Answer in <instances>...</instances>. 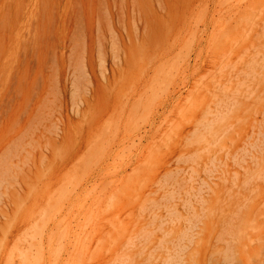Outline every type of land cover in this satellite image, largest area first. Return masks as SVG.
Masks as SVG:
<instances>
[{
	"label": "rangeland",
	"instance_id": "obj_1",
	"mask_svg": "<svg viewBox=\"0 0 264 264\" xmlns=\"http://www.w3.org/2000/svg\"><path fill=\"white\" fill-rule=\"evenodd\" d=\"M169 256L264 264V0H0V264Z\"/></svg>",
	"mask_w": 264,
	"mask_h": 264
},
{
	"label": "bare ground",
	"instance_id": "obj_2",
	"mask_svg": "<svg viewBox=\"0 0 264 264\" xmlns=\"http://www.w3.org/2000/svg\"><path fill=\"white\" fill-rule=\"evenodd\" d=\"M225 107H228V105L226 106H222V108H225ZM222 108L214 115V118H211V119H206V121L203 122L200 124L201 126L204 127V129L209 133L211 134L213 137H216L219 139L220 136L222 135H225L227 133V129H228V123H229V118L231 117L230 114H231V109L232 108H229L227 111H223ZM210 110V109H209ZM209 116V115H208ZM228 120V122H227ZM228 124V125H227ZM260 132V130L258 129L257 126H254L253 127V130L252 132H249V134L252 133L250 139L254 136L256 140L254 141H250L246 144V146L242 147V150L244 152V154H249L250 152L254 151L256 149V147H259V145L261 144L262 140L261 138H257V135H259L258 133ZM263 133V132H262ZM248 134V135H249ZM261 134V132H260ZM262 135V134H261ZM260 135V136H261ZM261 140V141H260ZM231 142V141H230ZM247 147V148H246ZM223 148V147H222ZM197 155V153H196ZM194 162V161H193ZM213 163V162H212ZM214 164V163H213ZM216 166V165H215ZM197 170V169H196ZM205 171V170H204ZM195 173V172H193ZM235 173V172H234ZM236 174V173H235ZM205 183V182H204ZM203 183V184H204ZM238 205L232 210H229L227 212V217L225 219V224H226V227L225 228H230L233 226V224H235L237 221H240L241 220V217H242V214H241V209L240 208H237ZM196 218L195 219H192L190 220V229H193L195 227L198 226V223L201 221L200 220V217L195 214ZM202 222V221H201ZM87 226V224H85V227ZM243 226V225H242ZM240 225V227L237 228V231L236 232H233L232 234H234V236L236 237V241H240L242 238L239 234H244L245 230H243V227ZM231 234V235H232ZM156 235V234H155ZM94 241V240H93ZM122 242V241H121ZM62 245V244H61ZM56 247V246H55ZM56 251V250H55ZM58 251V250H57ZM54 253V252H53ZM65 253V252H64ZM234 255V254H233ZM233 258H235V255L233 256ZM173 260L172 256H169L168 258V263L167 264H170L171 261ZM37 262V261H36ZM105 264V263H104Z\"/></svg>",
	"mask_w": 264,
	"mask_h": 264
}]
</instances>
